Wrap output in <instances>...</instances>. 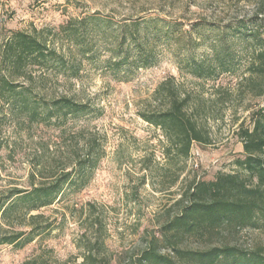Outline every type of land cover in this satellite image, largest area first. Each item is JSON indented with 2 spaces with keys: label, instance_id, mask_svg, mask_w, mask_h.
<instances>
[{
  "label": "rangeland",
  "instance_id": "374dc122",
  "mask_svg": "<svg viewBox=\"0 0 264 264\" xmlns=\"http://www.w3.org/2000/svg\"><path fill=\"white\" fill-rule=\"evenodd\" d=\"M195 22L210 27L183 33ZM256 28L264 29V0H0V44L14 31L33 34L77 68L63 75L28 66L13 77L15 94L0 93V235L51 225L27 244H0V264H82L89 253L97 264H128L176 211L190 179L240 173V128L251 127L250 113L264 103V65L262 76L246 78L252 55L264 48V36H249ZM214 42L227 70L195 76L194 61L213 62ZM135 45L146 66L132 59ZM1 57L2 48L0 72L8 65ZM166 81L189 95L210 139L192 143L187 159L175 163L163 154L161 129L141 117L159 106L155 89ZM61 96L87 103L91 112L62 120L50 108ZM92 143L100 159L85 171L86 184L63 185L59 200L29 214L24 203L2 213L12 192L48 182ZM261 241V229L223 227L180 245L251 248Z\"/></svg>",
  "mask_w": 264,
  "mask_h": 264
},
{
  "label": "trees",
  "instance_id": "16d2710c",
  "mask_svg": "<svg viewBox=\"0 0 264 264\" xmlns=\"http://www.w3.org/2000/svg\"><path fill=\"white\" fill-rule=\"evenodd\" d=\"M262 13L261 10L255 12L249 23L254 24ZM68 25L69 22L65 26ZM133 25L138 26L139 23ZM241 26H247V23ZM208 27L210 25L195 22L183 33L199 32ZM236 34L238 35L239 31ZM249 36L257 41L264 36V29L256 28ZM216 45L215 42L211 44L213 62L205 65L200 61H194L191 72L195 76L212 77L227 70L224 59L218 55ZM135 46L132 59L137 61L139 66H146L148 61H142L140 46ZM0 48L1 63L8 62L4 71L0 72L1 94L5 91L10 94L16 93L19 85L15 83L13 77L20 76L28 66L36 65L46 70L55 67L56 72L63 75L68 74L70 70L72 75L76 74L77 68L74 69L73 64H69L61 53L49 48L47 43L33 34L14 31L0 44ZM128 56L129 54L125 60ZM255 60H258V63ZM263 65L264 48L252 55L248 69L251 73L250 78L246 77L247 80L252 79L251 74L262 76ZM20 94L25 95L24 90H21ZM154 94L159 106L141 113V117L161 129L164 136L163 154L172 163L186 160L192 143H210L208 133L194 116L193 112H196V109H189V95H183L175 87L167 85V81L161 83ZM259 95L264 102V89ZM50 106L62 120H66L68 116L76 118L91 112L87 103L65 96L56 98ZM249 116L251 127L240 128L239 133L243 156L235 161L242 173L219 172L209 181L190 179L174 203L177 206L176 211L169 213L167 220L158 227L156 233L150 235L147 246L128 264H264V241L251 248L226 243L203 249L180 245L187 237L212 235L223 227L231 232L243 228L264 231V103ZM93 148L92 143L86 148L81 159L73 161L69 169L64 166L61 173L52 176L48 182L33 186L29 190L12 192L11 195L15 199L2 209V213L6 214L17 204L24 203L27 205L26 213L29 214L59 200L63 185L82 187L89 179L86 172L92 171L100 159V154L95 153ZM177 178L178 175L173 178V182ZM38 217H40L38 214L29 215L30 220ZM30 224L31 227L27 231L0 235V244H27L41 233L48 232L51 227L49 224ZM25 264L36 263L28 261ZM82 264H97L96 257L91 253L84 255Z\"/></svg>",
  "mask_w": 264,
  "mask_h": 264
}]
</instances>
